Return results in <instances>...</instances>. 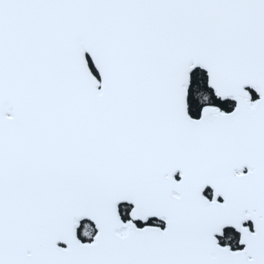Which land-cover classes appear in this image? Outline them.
<instances>
[{"label":"snow or ice","instance_id":"snow-or-ice-1","mask_svg":"<svg viewBox=\"0 0 264 264\" xmlns=\"http://www.w3.org/2000/svg\"><path fill=\"white\" fill-rule=\"evenodd\" d=\"M0 264H264V0H0Z\"/></svg>","mask_w":264,"mask_h":264}]
</instances>
